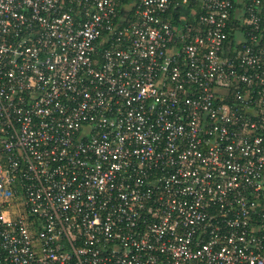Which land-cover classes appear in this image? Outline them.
<instances>
[{
  "label": "built area",
  "instance_id": "obj_1",
  "mask_svg": "<svg viewBox=\"0 0 264 264\" xmlns=\"http://www.w3.org/2000/svg\"><path fill=\"white\" fill-rule=\"evenodd\" d=\"M0 264H264V0H0Z\"/></svg>",
  "mask_w": 264,
  "mask_h": 264
}]
</instances>
